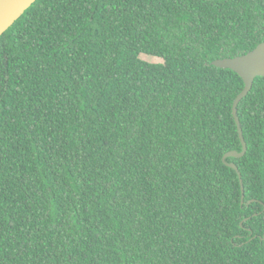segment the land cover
<instances>
[{"label":"trees","instance_id":"obj_1","mask_svg":"<svg viewBox=\"0 0 264 264\" xmlns=\"http://www.w3.org/2000/svg\"><path fill=\"white\" fill-rule=\"evenodd\" d=\"M262 42L264 0H37L0 37V264H264V77L224 162L213 65Z\"/></svg>","mask_w":264,"mask_h":264},{"label":"water","instance_id":"obj_2","mask_svg":"<svg viewBox=\"0 0 264 264\" xmlns=\"http://www.w3.org/2000/svg\"><path fill=\"white\" fill-rule=\"evenodd\" d=\"M37 0H0V37L14 25V23L29 9ZM213 65L230 69L237 73L244 82V88L236 97L233 104V115L238 127L239 137L243 145L242 152L231 151L223 158L224 162L229 157L241 158L247 152V143L244 139L241 121L238 116V106L240 102L252 90L257 77H264V42L260 43L254 50L234 58L217 59L213 61ZM227 165L237 171L241 189L242 203L245 201L244 182L238 166L235 163H227ZM253 201H250L251 203Z\"/></svg>","mask_w":264,"mask_h":264},{"label":"rangeland","instance_id":"obj_3","mask_svg":"<svg viewBox=\"0 0 264 264\" xmlns=\"http://www.w3.org/2000/svg\"><path fill=\"white\" fill-rule=\"evenodd\" d=\"M141 58L144 59L145 61H148V62H154V63H163L164 62L163 59H161V58L146 55V54H142Z\"/></svg>","mask_w":264,"mask_h":264}]
</instances>
